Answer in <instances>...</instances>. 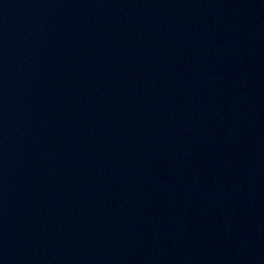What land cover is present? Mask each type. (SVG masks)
Instances as JSON below:
<instances>
[{
    "label": "water",
    "instance_id": "95a60500",
    "mask_svg": "<svg viewBox=\"0 0 264 264\" xmlns=\"http://www.w3.org/2000/svg\"><path fill=\"white\" fill-rule=\"evenodd\" d=\"M0 264H264V0H0Z\"/></svg>",
    "mask_w": 264,
    "mask_h": 264
}]
</instances>
